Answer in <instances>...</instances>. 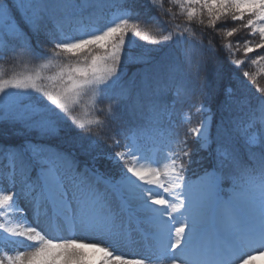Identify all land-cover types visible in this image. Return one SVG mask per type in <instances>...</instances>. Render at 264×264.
<instances>
[{"label":"snow or ice","instance_id":"snow-or-ice-1","mask_svg":"<svg viewBox=\"0 0 264 264\" xmlns=\"http://www.w3.org/2000/svg\"><path fill=\"white\" fill-rule=\"evenodd\" d=\"M148 5L0 0V264L264 257V0Z\"/></svg>","mask_w":264,"mask_h":264},{"label":"trees","instance_id":"trees-1","mask_svg":"<svg viewBox=\"0 0 264 264\" xmlns=\"http://www.w3.org/2000/svg\"><path fill=\"white\" fill-rule=\"evenodd\" d=\"M133 3H134V5H135V9L138 10V11H142V9H141V5L149 6V5H148V0H133ZM152 15H155V16H158V17H159V13H157V12H155V11L152 12ZM229 25H231V22H229ZM197 31H200V29L197 28ZM204 31H205V33H206V36H205L206 40H207V38H208L209 36H211V37L214 38V42L217 44V48H218L217 55L219 56L220 61L224 64L225 67H232V66L228 63V57H227V55H226L222 50L219 49V44L221 43V39H220V37L215 36V34L212 32L211 29H205ZM242 38H248V37L246 36L245 31H242L241 33L237 34V36L233 37L232 39H233V40H238V39H242ZM138 43L143 44L144 42H143V41H138ZM149 46L151 47V45H149ZM252 55H255V53H253ZM237 56H241V57H242V54H241V53H237ZM139 67H141V66H140V65H129V67H128V69H127L128 75L131 76L132 74H134V73L137 71V69H138ZM250 70H251V71H255L256 69L253 67V68H251ZM237 74H238L242 79H245L246 83L248 82V81H247V78H244V77H243V73H242L241 71H237ZM258 80H259L261 86H264V76L259 77ZM225 83H227V81H225ZM249 86L251 87L252 92H253L255 95H257V96L260 95L258 92H256V90H255V86H254V85H251V84H250ZM219 100H220V98L217 97L216 99H214V101H213V103H212V105H211V107H212V109H213V112L215 113V119H216V120H218L219 117H220V115H221V112H220V110H219V108H218ZM195 102H196V101H195V98H194V99H193V103H195ZM185 108H187L186 105H185ZM181 131H183V129H181ZM5 142H7V143H17L18 140H17L16 138H14V137L7 138V139H0V143H5ZM195 147H196L195 144H193V148H194V149H195ZM102 148H104V144H102ZM82 159H83V158H82ZM193 159L195 160V159H197V157L194 156ZM192 167H193V168H198V165H196L195 163H193Z\"/></svg>","mask_w":264,"mask_h":264},{"label":"rangeland","instance_id":"rangeland-1","mask_svg":"<svg viewBox=\"0 0 264 264\" xmlns=\"http://www.w3.org/2000/svg\"><path fill=\"white\" fill-rule=\"evenodd\" d=\"M246 33V32H245ZM104 152L107 153L110 151V149H108L107 144H104V148H103ZM201 155H204L203 153H201ZM98 166L100 167V170L103 172H111L115 170V165L113 164L112 161L108 160V159H104L103 157L100 159ZM23 207V205H21ZM31 215V213L29 212V216Z\"/></svg>","mask_w":264,"mask_h":264},{"label":"bare ground","instance_id":"bare-ground-1","mask_svg":"<svg viewBox=\"0 0 264 264\" xmlns=\"http://www.w3.org/2000/svg\"><path fill=\"white\" fill-rule=\"evenodd\" d=\"M255 264H264V257H259L256 261Z\"/></svg>","mask_w":264,"mask_h":264}]
</instances>
